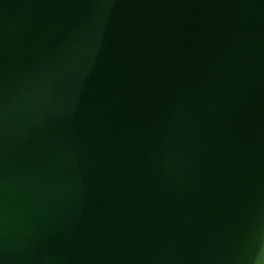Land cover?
Here are the masks:
<instances>
[{
    "label": "water",
    "instance_id": "obj_1",
    "mask_svg": "<svg viewBox=\"0 0 264 264\" xmlns=\"http://www.w3.org/2000/svg\"><path fill=\"white\" fill-rule=\"evenodd\" d=\"M0 264H264V0H0Z\"/></svg>",
    "mask_w": 264,
    "mask_h": 264
}]
</instances>
